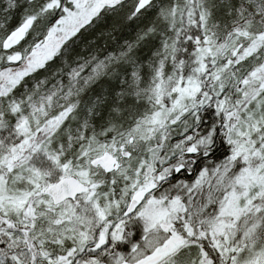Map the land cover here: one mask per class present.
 I'll use <instances>...</instances> for the list:
<instances>
[{"label":"snow or ice","instance_id":"1","mask_svg":"<svg viewBox=\"0 0 264 264\" xmlns=\"http://www.w3.org/2000/svg\"><path fill=\"white\" fill-rule=\"evenodd\" d=\"M0 264H264V0H0Z\"/></svg>","mask_w":264,"mask_h":264}]
</instances>
